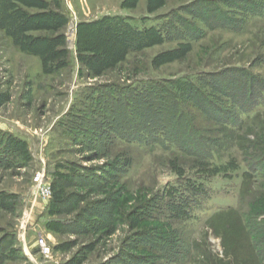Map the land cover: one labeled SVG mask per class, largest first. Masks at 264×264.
<instances>
[{
	"label": "rangeland",
	"instance_id": "374dc122",
	"mask_svg": "<svg viewBox=\"0 0 264 264\" xmlns=\"http://www.w3.org/2000/svg\"><path fill=\"white\" fill-rule=\"evenodd\" d=\"M262 90L264 0H0V264H264Z\"/></svg>",
	"mask_w": 264,
	"mask_h": 264
},
{
	"label": "trees",
	"instance_id": "16d2710c",
	"mask_svg": "<svg viewBox=\"0 0 264 264\" xmlns=\"http://www.w3.org/2000/svg\"><path fill=\"white\" fill-rule=\"evenodd\" d=\"M86 63H88L89 64V61L88 60H86ZM156 87H158V86H156ZM160 87V86H159ZM158 87V88H159ZM160 89H163V92H165V94H164V104L165 105H168V104H174L175 106H176V108L174 109V111H173V113H171V114H169L168 116H166L165 118H160L161 120L159 121V122H156V115H154V113H153V115H152V113H151V116H149V117H146V115L144 116V115H142L141 116V118H142V120H151L150 122V125H152V123L155 125V127H157L158 128V130H157V133L159 132V134L161 133L162 135H164V136H166V137H168L169 138V136H170V134H173V133H175V131L176 132H178L179 130H176L177 129V127H176V124H178V123H176V119H175V117H176V115H180L181 114V111H180V106H181V102H180V98H178L177 97V95H175L174 93H171V94H168V90H166V89H164V88H161L160 87ZM193 89L195 90V93H194V91H192L191 92V94H190V92H189V100L190 101H194V103L195 102H197V97L199 96L200 98H205V97H203L204 96V93H202L199 89H197V88H194L193 87ZM262 91H264V90H262ZM233 94V93H232ZM235 97V95H230V97L233 99V97ZM239 100H241V102H242V99H239ZM198 101H200V100H198ZM234 101V100H233ZM236 103V102H235ZM196 105H197V103H196ZM241 106V105H240ZM147 118H149V119H147ZM166 122L168 123V124H166ZM187 131H190L189 129H187ZM191 131H193V130H191ZM148 134H149V132H148ZM183 134H184V132H183ZM175 135V134H174ZM167 138V139H168ZM171 142V141H170ZM178 143V144H177ZM171 144L174 146V147H176L177 149H179L180 151H182V152H185L187 149L184 147V142H182V141H176V142H174V141H172L171 142ZM181 144V145H180ZM4 204V203H3Z\"/></svg>",
	"mask_w": 264,
	"mask_h": 264
},
{
	"label": "built area",
	"instance_id": "2783aa9c",
	"mask_svg": "<svg viewBox=\"0 0 264 264\" xmlns=\"http://www.w3.org/2000/svg\"><path fill=\"white\" fill-rule=\"evenodd\" d=\"M37 182H41V179H42V175H37ZM40 186V185H39ZM42 194H43V198L45 199H48L50 194H51V191L50 190H41ZM38 244H39V248H40V252L42 255L44 256H49L51 254V248L49 247V245L45 242V240L43 238H39L38 240Z\"/></svg>",
	"mask_w": 264,
	"mask_h": 264
}]
</instances>
